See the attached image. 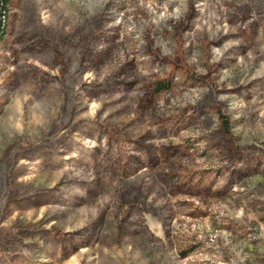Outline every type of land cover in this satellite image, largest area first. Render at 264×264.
Instances as JSON below:
<instances>
[{
  "label": "rangeland",
  "instance_id": "obj_1",
  "mask_svg": "<svg viewBox=\"0 0 264 264\" xmlns=\"http://www.w3.org/2000/svg\"><path fill=\"white\" fill-rule=\"evenodd\" d=\"M8 9L0 264H264V0Z\"/></svg>",
  "mask_w": 264,
  "mask_h": 264
},
{
  "label": "trees",
  "instance_id": "obj_2",
  "mask_svg": "<svg viewBox=\"0 0 264 264\" xmlns=\"http://www.w3.org/2000/svg\"><path fill=\"white\" fill-rule=\"evenodd\" d=\"M11 0H0V40L3 38L6 31V22L8 19V5ZM225 129L229 132L228 120L223 118Z\"/></svg>",
  "mask_w": 264,
  "mask_h": 264
}]
</instances>
